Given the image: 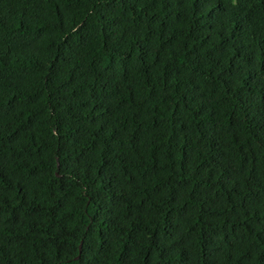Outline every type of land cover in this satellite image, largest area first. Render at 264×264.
<instances>
[{
    "label": "trees",
    "instance_id": "obj_1",
    "mask_svg": "<svg viewBox=\"0 0 264 264\" xmlns=\"http://www.w3.org/2000/svg\"><path fill=\"white\" fill-rule=\"evenodd\" d=\"M0 264H264V0H0Z\"/></svg>",
    "mask_w": 264,
    "mask_h": 264
}]
</instances>
